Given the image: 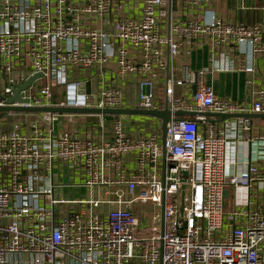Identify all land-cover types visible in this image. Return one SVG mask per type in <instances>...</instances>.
I'll list each match as a JSON object with an SVG mask.
<instances>
[{
    "label": "built area",
    "instance_id": "1",
    "mask_svg": "<svg viewBox=\"0 0 264 264\" xmlns=\"http://www.w3.org/2000/svg\"><path fill=\"white\" fill-rule=\"evenodd\" d=\"M130 2L141 3L138 16L123 13ZM165 5L0 0V108L9 109L0 112V264H264V133H255L249 118L205 115H264V81L246 103L198 84L207 69L193 74L185 67L180 80L167 74L172 116L164 154L158 129L131 137L123 116L112 117L109 138L94 140L75 129L87 116L13 110L127 109L131 76L147 90L132 108L162 110L153 79L190 44L206 40L212 51L241 56L247 44L264 55L259 24L211 16L171 23L164 35ZM223 55L212 53L214 71H230ZM92 69L104 79L94 104L73 79ZM174 85L196 89L191 99L176 98ZM55 87L64 92L58 105ZM71 173L78 184L54 183ZM64 187L74 194L58 191Z\"/></svg>",
    "mask_w": 264,
    "mask_h": 264
},
{
    "label": "crops",
    "instance_id": "2",
    "mask_svg": "<svg viewBox=\"0 0 264 264\" xmlns=\"http://www.w3.org/2000/svg\"><path fill=\"white\" fill-rule=\"evenodd\" d=\"M164 10L166 17L163 25L164 35L167 34V27L171 23L185 22L188 20H209L211 16L221 19L230 24H259L264 29V0H206L202 1L198 6L192 7L182 0H165ZM134 4V5H133ZM141 3H128L124 5L123 13L127 16H138L140 14ZM185 56L180 54L174 59L167 58L166 71L161 75L154 77V94L159 100L161 108L166 104V78L167 74H173L175 80L182 78L183 69L186 67L188 72L196 74L197 72L207 69L204 75L199 77L198 84L207 85L213 88L216 95L231 100L243 101L249 103L251 99L252 89L258 87L264 81V55H253L249 45L245 44L240 47L244 56L237 51L223 50L216 48L212 51L208 41H200L190 44ZM212 53L219 57L223 54L224 61L228 64L229 72L214 71L212 65ZM243 59V63L241 60ZM221 63V61H220ZM242 68H251V72L242 71ZM106 79L109 75L105 76ZM74 81L82 83L80 89L90 98L96 99L99 86L104 80L98 69L87 70L73 77ZM251 82V83H250ZM176 86L173 87V95L176 98L182 97L191 99L193 95V87ZM142 92L138 84V78L131 76L125 85L126 107L135 106L139 94ZM64 100L63 89L55 87L53 90V102L58 105ZM60 115H84L82 125L76 126L75 129L80 134H85L94 140L107 139L111 135L112 120H105L104 117L94 114H60ZM64 116L62 119H66ZM78 118V117H77ZM213 118V117H212ZM81 120V118H80ZM125 130L131 137L148 134L154 129L160 131V121L151 117L144 116H123ZM218 120V119H217ZM99 121L102 122L103 128L98 127ZM255 133H264V120H251ZM86 125V131L82 127ZM60 130V122L55 124V131ZM161 139V132H160ZM80 179L77 176L66 174L64 176H55L53 181L55 184L68 185L78 184ZM66 196L74 194L70 187H64L58 190ZM23 261L25 257H16L15 260Z\"/></svg>",
    "mask_w": 264,
    "mask_h": 264
},
{
    "label": "water",
    "instance_id": "3",
    "mask_svg": "<svg viewBox=\"0 0 264 264\" xmlns=\"http://www.w3.org/2000/svg\"><path fill=\"white\" fill-rule=\"evenodd\" d=\"M41 75L37 74L33 77H30L24 84L19 87V90L25 89L30 86L33 80L40 78ZM193 93L195 92L196 86L192 87ZM147 90L142 89V93H146ZM18 92L16 91L12 100L18 99ZM89 101L94 104L95 99L89 98ZM8 108H0L1 113H5L8 111ZM16 112H27V113H58V114H94V115H102L105 120H112L113 116H144V117H151L160 121V132H161V143L163 154L165 152V142L167 137V124L171 121L172 114L164 107L162 110L156 111H149V110H139L133 108L127 109H97V108H70V107H52V108H19L13 109ZM184 115H190L187 112H176L174 116L181 117ZM208 117H219L220 120L229 119L232 117H245L249 118L250 120H264L263 114H247V115H217L207 113L205 114ZM2 115H0L1 117ZM226 195V192H225ZM182 209V207H181Z\"/></svg>",
    "mask_w": 264,
    "mask_h": 264
},
{
    "label": "rangeland",
    "instance_id": "4",
    "mask_svg": "<svg viewBox=\"0 0 264 264\" xmlns=\"http://www.w3.org/2000/svg\"><path fill=\"white\" fill-rule=\"evenodd\" d=\"M139 117V116H138ZM141 117V116H140Z\"/></svg>",
    "mask_w": 264,
    "mask_h": 264
}]
</instances>
